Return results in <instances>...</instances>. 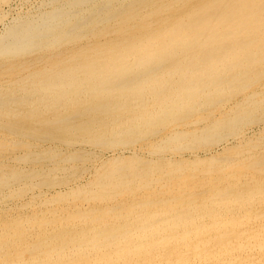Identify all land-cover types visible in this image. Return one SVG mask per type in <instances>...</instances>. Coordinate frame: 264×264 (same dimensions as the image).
Here are the masks:
<instances>
[{"label": "bare ground", "instance_id": "6f19581e", "mask_svg": "<svg viewBox=\"0 0 264 264\" xmlns=\"http://www.w3.org/2000/svg\"><path fill=\"white\" fill-rule=\"evenodd\" d=\"M10 3L0 264H264V0Z\"/></svg>", "mask_w": 264, "mask_h": 264}, {"label": "rangeland", "instance_id": "374dc122", "mask_svg": "<svg viewBox=\"0 0 264 264\" xmlns=\"http://www.w3.org/2000/svg\"><path fill=\"white\" fill-rule=\"evenodd\" d=\"M21 0H11V5H10V12L11 13H9V12H7L8 14H6V20L4 21V23H7L11 18H12V16L14 17V14L16 15V13L19 11V13H22V12H24V11H26V9H29V8H32V6L34 5H36L37 3H39V0H28V2H23V0L20 2ZM26 5H25V4ZM29 3V4H28ZM15 4V5H14ZM17 4V5H16ZM24 5H25V7H24ZM16 6V7H15ZM31 6V7H30ZM33 6V7H34ZM14 7V8H13ZM20 7H22L20 10H19V8ZM29 7V8H28ZM13 8V9H12ZM17 8V9H16ZM15 12H14V11ZM9 11V10H8ZM18 14V13H17ZM2 29V26H0V30ZM251 126H254V125H245L244 126V129H246L247 130V135H249L248 134V132H252V130L253 131H257V129L258 128H256L255 126L254 127H252L251 128ZM252 129V130H251ZM137 147V146H136ZM221 147H222V145H218L217 147H212L213 149V151L214 152H220V150H221ZM125 156H129V154H130V152H124L123 153ZM186 154L187 153H184V156H186ZM188 155V154H187ZM198 155V157H203V154L202 153H198L197 154ZM103 157H104V159H106V158H110V157H112V155L109 153V152H105V154L103 155ZM187 158V157H186ZM86 176V175H85ZM83 178V177H82ZM81 178V179H82ZM85 178V177H84ZM45 192H47L48 191V189H43Z\"/></svg>", "mask_w": 264, "mask_h": 264}]
</instances>
